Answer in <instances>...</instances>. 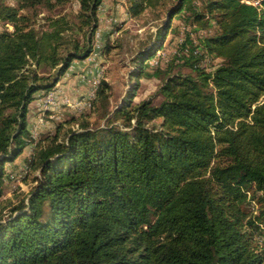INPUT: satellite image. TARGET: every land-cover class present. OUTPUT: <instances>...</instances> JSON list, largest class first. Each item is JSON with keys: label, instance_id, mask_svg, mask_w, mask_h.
Instances as JSON below:
<instances>
[{"label": "trees", "instance_id": "16d2710c", "mask_svg": "<svg viewBox=\"0 0 264 264\" xmlns=\"http://www.w3.org/2000/svg\"><path fill=\"white\" fill-rule=\"evenodd\" d=\"M17 1L52 8L64 0ZM101 1L79 0L80 41L65 34L64 18L38 31L0 0V20L13 28L0 31V197L5 164L28 143L33 95L90 54ZM204 8L219 28L204 50L222 62L206 71L198 63L204 54L191 49L183 59L193 74L170 75L172 62L149 72L171 19L189 10L198 22L206 14L192 0H176L169 21L132 58L136 82L113 120L82 122L38 148L30 163L36 184L8 214L0 206V264H264V101L257 103L264 0H204ZM46 67L52 77L38 73ZM160 75L164 99L132 105L138 79ZM107 88L101 80L92 106L106 102ZM248 197L259 204L254 215L243 208Z\"/></svg>", "mask_w": 264, "mask_h": 264}, {"label": "rangeland", "instance_id": "374dc122", "mask_svg": "<svg viewBox=\"0 0 264 264\" xmlns=\"http://www.w3.org/2000/svg\"><path fill=\"white\" fill-rule=\"evenodd\" d=\"M138 4L137 14H131V4L133 0H102L97 7V28L94 31L92 45L95 39V33L99 30V48L98 55L93 63L88 65L94 68L93 73H86L85 70H77V73L66 76L69 68L75 63L85 61V59H76L72 61L67 71L59 78L56 84L45 92L56 88L65 87L68 78L73 75L86 76L85 78L97 77L105 81L108 85L106 89L107 100L103 104L96 101L91 108L77 110L62 104L63 94L58 95V101L51 108L45 110L44 122L36 127V134L31 135L30 129L36 125V119L40 113L36 106L37 99L44 94L43 90L37 91L33 95L32 101L28 105V131L29 138L27 146L16 160L5 164L2 196L0 197V206L3 213H9L11 206L15 205L20 198L25 197L36 184L38 171L30 165L32 158L38 148L44 145L51 137L58 134L62 139L69 129L78 128L82 122H86L90 127L104 125L107 120L112 118L113 111L127 102L130 88L136 82L130 75L134 69L132 58L135 54L150 45L155 39L158 29L165 22L169 21V10L174 7L176 0H135ZM260 2V0H258ZM3 4L13 6L18 9V13L30 17L35 29L38 31L49 30V20L62 17L68 22L69 27L65 34H74L80 41L83 40L82 31H78L81 25L78 16L80 11L79 0H64L60 4H55L52 8L44 4H38L33 8L21 7L17 0H2ZM197 12L206 13L204 0H192ZM139 9V10H138ZM206 13L201 21H196L191 11H183L171 19V26L166 33L162 47L156 52L155 56L149 61V72L156 68H164L167 63L172 62L168 73L170 75H187L192 72L191 67L184 62V57L189 54L191 49L199 54H204L198 62L206 71H212L222 62L220 57L214 54L205 53L203 40L212 36L219 30L214 19ZM70 28V29H69ZM12 31V25L0 20V31ZM86 30V28L82 29ZM93 48V46H92ZM55 69L46 67L38 70L43 76L52 77ZM72 73V71H71ZM165 75L143 76L138 79V86L132 98L131 104L134 105L142 100L152 98L154 103H159L164 99L160 91L163 85ZM79 83H71V88L75 87L71 101H77L85 97L89 91V85L78 76ZM66 88V87H65ZM80 88V91H79ZM211 88V86H210ZM62 89V90H63ZM71 93V92H70ZM77 94V95H76ZM264 101V95L260 96L257 103ZM256 104L251 107L254 108ZM35 106V108H34ZM35 121L32 115L36 114ZM113 120V119H111ZM158 122V121H157ZM114 124L123 129V121L116 118ZM250 190V194H251ZM260 193L256 194L258 197ZM256 199H249L243 208L249 215H254L259 210V204ZM258 242H263V237H256Z\"/></svg>", "mask_w": 264, "mask_h": 264}, {"label": "built area", "instance_id": "2783aa9c", "mask_svg": "<svg viewBox=\"0 0 264 264\" xmlns=\"http://www.w3.org/2000/svg\"><path fill=\"white\" fill-rule=\"evenodd\" d=\"M243 2L246 3H251L255 6H259L260 2L258 0H242ZM99 30L95 33V39H94V43H93V48L92 51L90 52V54L85 58V61L90 63H93L98 55L99 52V48L101 47V44L99 42ZM86 76H81V80L85 81L88 83L89 85V91L88 93L85 95L84 98L79 99L77 101H71L69 98L63 97V99H61L62 104H64L67 107H72L75 108L77 110H81L84 108H91L92 107V103L96 97V90H97V86L100 82L99 78L97 77H93V78H85ZM63 94V90L62 88H56L54 90L45 92L42 95V97H39L37 99L36 102V106L38 107L39 110V114L37 116L36 119V125L31 128L30 133L31 135H35L36 134V127L38 125L43 124L44 122V113L45 110L51 108L53 105H55L58 101V95Z\"/></svg>", "mask_w": 264, "mask_h": 264}, {"label": "crops", "instance_id": "0c3cea01", "mask_svg": "<svg viewBox=\"0 0 264 264\" xmlns=\"http://www.w3.org/2000/svg\"><path fill=\"white\" fill-rule=\"evenodd\" d=\"M88 65H90L88 62H86V61H82V62H78V63H75L74 65H72L70 68H69V70L67 71V73H66V76H70V74H75V73H77V70L79 69V70H85V72L86 73H93L94 72V68L92 67V66H90L89 68H88ZM71 71H72V73H71ZM79 77H81L80 75H78ZM78 76L77 75H73L72 76V79H70V78H68V80H67V83H66V85H65V87H64V89H63V97H66V98H69V99H71V95L70 94H72L73 92H74V90L76 91V92H78L77 91V89L74 87H72L71 88V83H79V81H77V78H78ZM79 91H80V88H79ZM71 92V93H70ZM70 95V96H69ZM77 95V94H76ZM86 95V94H85ZM34 108H35V106H34ZM36 116H37V113L36 114H34V115H32V120L33 121H35V118H36ZM36 123V122H35ZM24 154V153H23ZM22 154V155H23Z\"/></svg>", "mask_w": 264, "mask_h": 264}]
</instances>
